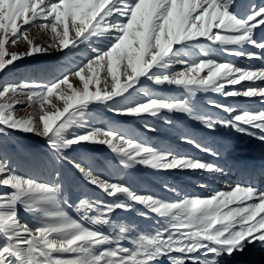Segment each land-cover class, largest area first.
I'll list each match as a JSON object with an SVG mask.
<instances>
[{
    "label": "snow or ice",
    "instance_id": "obj_1",
    "mask_svg": "<svg viewBox=\"0 0 264 264\" xmlns=\"http://www.w3.org/2000/svg\"><path fill=\"white\" fill-rule=\"evenodd\" d=\"M235 4L236 0H0V70L51 52L63 53L70 60L82 45L92 53L85 63L74 70L69 67L50 84L22 82L0 89V135L16 131L44 138L46 163L54 176L51 182L26 178L0 159V187L10 190L0 193V239L4 241L0 264H156L163 257L169 264H220L219 258L242 256L250 247L264 251V191L236 184L208 197L181 196L165 185L181 198L165 201L138 194L122 182L102 179L97 169L111 170L118 177L121 166L207 173L223 170L170 150H157L122 131L93 126L83 119L93 104L115 115L133 117H158L166 111L187 115L209 133L218 127L233 128L264 143V109L238 112L233 106L211 101V107L228 114L215 119L199 114L191 102L197 92H214L259 97L264 103V86L225 92L226 86L244 81L264 82V70L218 62L210 49V45H247L264 50V42L254 39V31L264 26V6H252L241 17L233 10ZM94 38H106L102 42L106 46H95ZM21 42L23 51H10ZM174 46L180 47L174 51ZM224 51L248 60L262 59L255 52L227 47ZM173 65L184 69L161 71ZM142 79L157 86H179L186 95L179 99L149 96L133 106H113L112 102L119 103L117 98L127 100ZM28 108L35 110L28 112ZM164 123L173 121L165 117ZM144 127L156 131L148 123ZM180 140L214 157L220 154L187 135ZM98 146L115 153V159L98 163L68 155L69 150L92 151ZM65 163L88 185L115 199H80L74 208L79 218H73L67 211L73 206L62 192L60 169ZM137 205L145 210L141 216L163 218V226L140 233L131 246L123 242L128 231L124 226L117 236L96 227L110 224L116 210L128 212ZM21 206L38 217L36 227L20 220ZM173 253H182L184 258Z\"/></svg>",
    "mask_w": 264,
    "mask_h": 264
},
{
    "label": "rangeland",
    "instance_id": "obj_2",
    "mask_svg": "<svg viewBox=\"0 0 264 264\" xmlns=\"http://www.w3.org/2000/svg\"><path fill=\"white\" fill-rule=\"evenodd\" d=\"M252 6L258 9L264 6V0H236L233 10L241 17H244L252 10ZM33 31L35 32V30ZM105 39L94 38V45L106 46V43H102ZM254 39L257 42H264V26L254 31ZM204 43L207 44L208 42ZM24 47V43L21 42L18 46H13L10 51H23ZM179 47L174 46V51ZM225 47L233 51L245 53L255 52L262 59L248 60L245 57L231 55L224 51ZM210 49L213 58L218 62H228L234 66L252 70H264V50L247 45L244 47L210 45ZM89 55H92L90 47L82 45L70 60L65 58L63 53L51 52L16 61L6 69L0 70V89L7 84H19L22 82L50 84L60 78L69 67L74 70L85 63ZM194 58L191 57V59ZM183 69V65H173L171 68L162 69L161 71L167 73ZM201 75H206V72L201 73ZM248 86L260 87L264 86V82L244 81L241 85L226 86L225 92L233 88L238 89ZM131 91L132 94L127 100L122 97L117 98L119 103L114 101L112 102L113 106L118 108L133 106L138 102L145 101L149 96L179 99L186 95L184 89L179 86H157L143 79L136 86V89ZM261 99L259 97L252 99L227 97L214 92H197L191 102L199 114L204 115L206 118L220 119L228 114L211 107V101L233 106L238 112H242L244 110L258 111L264 109V103L259 102ZM21 107H24V105H17L18 109ZM34 110V108L27 109L28 112H33ZM17 115L23 116L25 112H18ZM165 117L170 118L173 123L171 125L164 123ZM83 119L89 121L93 126L110 127L112 130L122 131L134 141L151 145L157 150H170L182 157H191L203 162L212 163L223 170L219 173H207L203 170L151 169L139 165L131 169H123V166H121L122 174L118 177L111 170L97 169L102 179H106L109 182H122L138 194H151L165 201H176L181 198L176 196L175 193L168 191L164 187L165 185L175 188L181 193V196L208 197L215 192L226 191L230 186L236 184L249 185L260 191H264L262 188L264 184V143L247 135L237 133L233 128L218 127L215 132L209 133V130L204 128L202 123L192 120L185 114L167 113L165 111L161 112L158 117H151L146 114L138 117L123 116L110 113L106 107L96 104L89 106L88 112ZM145 123L152 125L156 131L150 132L145 129ZM76 130L80 131V129ZM181 135H187L192 139L207 144V146L217 150L220 153L219 156L214 157L198 150L191 144L181 142ZM98 147L100 149L92 151L69 150L68 155L70 158L76 159L87 157L98 163L106 159H115V153H112L111 150L105 146ZM46 151L44 138L34 134L10 131L7 135H0V159H4L13 170L26 178L46 182H51L54 179L46 163ZM257 161L262 164L257 163ZM255 169H257L256 174L253 173ZM60 172L63 182V195L73 206L72 208H67V211L73 218H79L74 208L80 199L86 198L91 201H112L115 199L114 197H107L101 189L88 185L76 173L71 164L65 163ZM201 184L206 185V187L201 188ZM8 191L10 190L6 187H0V193ZM141 211L145 210L143 206L139 205L128 212L116 210L111 215L110 224L96 227L105 234L117 236L119 235V227L124 226L128 231L125 233L126 240L123 242L125 246H131V241L137 238L140 233L149 234L155 228L163 226V218H158L154 214H150L149 217L141 216L139 214ZM18 215L22 222L29 224L31 227L38 225V217L35 214L27 213L22 206L18 209ZM3 243L4 241L0 239V246ZM172 255L177 258H184V254L182 253H173ZM191 255H199V253ZM219 259L220 264H264V251L258 246L250 247L242 256L237 255L231 259L225 257ZM167 263L169 264L167 257L160 258L156 262V264Z\"/></svg>",
    "mask_w": 264,
    "mask_h": 264
},
{
    "label": "bare ground",
    "instance_id": "obj_3",
    "mask_svg": "<svg viewBox=\"0 0 264 264\" xmlns=\"http://www.w3.org/2000/svg\"><path fill=\"white\" fill-rule=\"evenodd\" d=\"M254 152V151H253ZM256 153V152H255ZM263 153H264V151H263ZM253 154V153H252ZM259 154H260V152H259ZM250 155V154H249ZM255 155V154H254ZM262 155V154H261ZM246 156V155H245ZM256 157V156H255ZM255 157H252V158H255ZM261 158V157H260ZM258 159V158H257ZM251 161V160H250ZM261 162H263V161H261ZM257 163H260L259 161H257ZM260 164H262V163H260ZM259 166V165H258ZM254 167V166H253ZM256 170L257 169H255V170H253V173L254 174H256ZM219 173V172H218ZM223 173V172H222ZM224 174H226V173H224ZM224 174H222V175H224ZM253 174V175H254ZM213 175V174H212ZM210 176V175H209ZM216 177H217V175H215ZM225 177H226V175H225ZM258 177V176H257ZM229 178V177H228ZM231 178V177H230ZM210 179H211V176H210ZM254 180V179H253ZM226 183V182H225ZM250 183H252V182H250ZM226 185V184H225ZM262 188H263V190H264V184L262 185ZM166 260V259H165ZM168 264V263H167Z\"/></svg>",
    "mask_w": 264,
    "mask_h": 264
}]
</instances>
